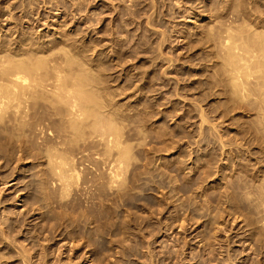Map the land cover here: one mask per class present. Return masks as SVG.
<instances>
[{
  "label": "rangeland",
  "instance_id": "obj_1",
  "mask_svg": "<svg viewBox=\"0 0 264 264\" xmlns=\"http://www.w3.org/2000/svg\"><path fill=\"white\" fill-rule=\"evenodd\" d=\"M228 19L232 33L264 30V0H0V44L48 55L54 42L79 56L98 114L118 130H92L84 114L73 127L43 98L27 117L43 134L0 123V264H23L22 247L33 264H264V218L248 200L264 176V125L246 101L220 107L215 85L210 32ZM124 147L125 172L109 185Z\"/></svg>",
  "mask_w": 264,
  "mask_h": 264
},
{
  "label": "bare ground",
  "instance_id": "obj_2",
  "mask_svg": "<svg viewBox=\"0 0 264 264\" xmlns=\"http://www.w3.org/2000/svg\"><path fill=\"white\" fill-rule=\"evenodd\" d=\"M233 22L235 23L236 21L234 19H232L230 21H229V19L227 21L224 20L223 22H221L220 25L218 24L219 26L217 28L216 27H215V29L213 28V31L211 30V32H210V33L214 32V34L217 35L215 37L216 40L214 41V43L216 44L215 47H214L216 50H214V51H216V53L219 54L220 59H221V60H217V61H219L218 63H219V66H220L217 69V72L219 73V77H220L219 80L220 81L217 82L216 84L214 83L217 86V89L219 87V89H218L219 90V93L225 97L224 101L223 102H220V107L223 106L226 109L229 108V109H227V111L228 112H230V111L232 112V110L234 108L235 109L238 108L237 107V104H239L238 101H240V102L241 101H246L244 104H242V106H243L242 107V110H243V108L244 109H250V110L256 109L257 110L256 113H257V117L259 118V122H261L264 125V30H261V29L260 30L259 29L255 30L256 28L253 30L252 29L253 26L251 28L249 26L250 29L247 27L248 29L246 28L247 30H244L245 28H243V27L246 26V25L243 24L244 25L242 27L243 29L241 27H239V28H241V30L239 32H236V33L234 32L235 33L234 34V33H232V30L233 29H236V28H233L236 24L234 25ZM218 23H220V22H218ZM247 23H248V21H247ZM237 26H235V27H237ZM209 31H210V29H209ZM234 31H236V30H234ZM237 31H238V29H237ZM214 34H213V37H214ZM206 35H207V33H206ZM23 40H25V39H23ZM30 43H31V41H30ZM208 43H209V41H208ZM53 44L51 45L52 46L51 48H48L47 47L50 50V52L47 53L48 55H41V54H39L41 51L40 50L37 51L36 49H35L36 51H30V49H22V48L21 49L19 48L20 50H18V51L17 50L13 51V49L7 50L8 48L5 49L4 45H1L0 44V123H3L4 126L21 125L23 127L25 125L26 126L27 125H29V126L30 125H34V127L32 126V129L31 130L33 132H37L38 131L39 134H43L42 133V132H44L43 131L44 129H43V126H42L43 125V120H41V122L40 123H37V124L35 122L36 120L34 121L35 122L34 124H29V122H28L29 120L27 119V117L29 116L28 115L29 114V110L28 109L31 108L30 105H32L33 103L34 104L36 103L35 102L36 101V98H38V102H39L40 98H43V99L49 101V102L46 101L47 104L49 103L48 105H50L51 103L52 104L53 103H56L58 105L60 104L61 105L60 107H62V109H63L62 111L63 112L64 111H65V113L66 112H69L68 114L72 115L71 116V119H72V117L74 118L73 121L71 120V123H73L71 125L73 127L74 126L78 127L77 125L74 124V121L78 124L79 123L78 122L79 120L77 121L76 118L78 116L80 117L81 114H84L85 116L87 115L86 117H88V119H90V121L92 120L90 122V124H91L90 126L92 127V130L99 131L100 129L105 128L107 131L118 133V130L116 132V129L117 128L114 127V125L112 124V121L110 120V118H108L109 115L106 117L103 114H102V116H100L101 115L100 113H99L100 115L98 114V112L101 111L100 110L101 108L98 105L100 103L102 104L103 102H101L98 99V96H97L98 95L97 94L98 91H97V89L95 88V90L97 91L96 92L93 88H91L92 86H94V85H92V82H94V81H93V79H92V82L89 80V76L86 74V72H87L88 69L85 71V67L82 64L81 59L79 58V56H76L75 54L71 53L69 50H66L63 46L59 47L54 42H53ZM71 46H72V44H71ZM31 48H32V46H31ZM61 51H62V53H61ZM75 66H77V67L75 68ZM95 80H96V78H95ZM100 97H103L102 94H101V96H99V98ZM102 101H105V100L102 99ZM31 102H33V103L31 104ZM241 103L239 105L240 106L239 108H241ZM52 106H54V105H52ZM54 107H56V106H54ZM96 108L98 110H100V111H98ZM60 110H61V108H60ZM202 111H201V113H203ZM227 111L225 113H227ZM103 116H105L106 118L105 117L102 118ZM201 118L203 119V123H204L205 116L204 117L202 116ZM257 122H258V120H257ZM3 124H1V125H3ZM78 125H79L78 128L80 129L81 126H80V124H78ZM18 127H20V126H18ZM15 130H17V129H15ZM11 131H8V132H11ZM100 133L103 134L102 132H100ZM219 136L221 137V135H219ZM115 137H116V135H115ZM101 139H103V138H101ZM44 140H45V137H44ZM98 141H100V140H98ZM113 141L114 142H112V140H110L108 142L106 140V142H104V141L102 142V143H105L104 146H106L105 148H106L107 151H112L113 147L120 146L121 140L119 139L118 136L115 139H113ZM2 149H3V147H2ZM128 152H129L128 151V148H125V147L124 148H121L119 150V153H118L119 155L117 154L118 157L115 160L116 163L108 166V168H107L108 172L105 171L107 173V175H106L107 177H105V175L103 174V176H102V178H100V180L105 177L104 180L106 182V180L108 178V180H107L108 181V184L109 185L110 184L111 185L114 184V186H115V183L118 182L119 179H122V176L121 175H123V174L121 172V169L124 171V169L122 167V162H124V160L122 161V159H123V157H126L127 154H129ZM85 154H88V153H85ZM72 157H74V156H72ZM69 160H70V158H69ZM72 162H74L73 159H72ZM97 162L99 164L100 161H97ZM204 162H205V160H204ZM68 164H69V162H68ZM101 164H103V163H101ZM70 166H71V164H70ZM74 166H73L72 169H70V168L69 169L70 170H73L72 172H73V174L75 176L74 181L77 180V182L75 181L76 182L75 185H76V187H79L78 185H80V187H83L82 190H84V187H85L84 185L85 184L83 186L81 184H78V182L80 180V178H79L80 175L79 174H80V171L81 170L79 169L80 170L79 171L78 168L76 170L75 169L76 166H75V168H74ZM97 166H99V165H97ZM83 167H86V166H83ZM101 167H102V169H106L103 166H101ZM105 167H106V165H105ZM97 169H98V167H97ZM100 169L101 168L99 166V170ZM94 171H95V169H94ZM52 172H53V169H52ZM91 172H93V171H91ZM96 172L98 173L97 170H96ZM100 172L103 173V171H100ZM61 173H64V172L62 171ZM88 173L90 174V172H88ZM99 173L97 174V176H99ZM68 174H70V173H68ZM73 174L71 175V177H73ZM100 176H101V174H100ZM71 177H70V179H71ZM94 177L97 178L95 175H94ZM85 178H87V177H85ZM254 180H256V179H254ZM5 181L2 182V183H4V184L7 183ZM259 181H260L259 182V187H256L257 189L254 188L255 190H258V188H259V191H255V192H257L256 196L251 197V198H248V200L250 202H252L253 207H255L258 212H261V214L259 216H261V217L264 218V176L261 177V178H259ZM119 182L121 183V181H119ZM69 183L67 182V184H69ZM120 183H118V184H120ZM82 184H83V182H82ZM66 185H64V187ZM108 188H111V186L108 187ZM67 189H68V185H67ZM78 189H79V192L80 191L81 192H84V191L80 190L81 188H78ZM88 191H90V190H88ZM86 193H88V192H86ZM84 194H85V192H84ZM66 197H67V195H66ZM183 221H184V219H183ZM262 222H264L263 219H262ZM8 230L13 231L12 230V225L10 223L8 225ZM5 234H8V232L7 233H4L3 238L6 236ZM9 234H11V233H9ZM2 235H3V233H2ZM6 239H8V238H6ZM44 239H45V237H44ZM3 242L8 243V240H6V241L4 240ZM3 242L0 241V243H3ZM9 244H11V243H9ZM8 248H9V246H8ZM22 248H24V250H21V251L18 250V252L19 251L20 252H19V254L17 252V255H20L19 257H22L23 264H33L32 261H31V259H29V257H27L25 255V254H28L29 255V253H30L26 249L27 247L26 248L25 247H22ZM26 252H28V253H26ZM46 255H44V256H46ZM4 256H2V257H4ZM58 259H59V257H58ZM45 261H47V260H45ZM40 262L42 264V263H44V260H43V262H42V260ZM40 262H39V264H40ZM55 262H56V260H55Z\"/></svg>",
  "mask_w": 264,
  "mask_h": 264
}]
</instances>
